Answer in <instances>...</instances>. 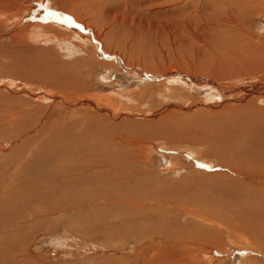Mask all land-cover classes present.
<instances>
[{"label":"rangeland","instance_id":"1","mask_svg":"<svg viewBox=\"0 0 264 264\" xmlns=\"http://www.w3.org/2000/svg\"><path fill=\"white\" fill-rule=\"evenodd\" d=\"M12 1L0 14V205L20 208L0 230V264H262L238 241L254 230L264 247V101L211 98L202 80H264V0H52L69 12ZM33 21L63 41L16 42ZM34 47L72 78L48 76ZM114 134L138 141L116 149L146 182L126 202L131 220L91 189L63 203L53 189L65 178L25 182L50 146L78 137L107 149Z\"/></svg>","mask_w":264,"mask_h":264},{"label":"bare ground","instance_id":"2","mask_svg":"<svg viewBox=\"0 0 264 264\" xmlns=\"http://www.w3.org/2000/svg\"><path fill=\"white\" fill-rule=\"evenodd\" d=\"M77 0H75L76 2ZM12 0H0V14H2L3 12L1 11V9H5L7 11L10 12V6L12 4ZM56 2V1H55ZM59 3V2H58ZM58 3H53L52 0H46V5L47 6H54L57 11L59 10H65L68 11L69 10L66 8L65 4H58ZM68 4V3H67ZM73 4V3H72ZM75 4V3H74ZM14 5V3H13ZM77 5V4H76ZM69 6V5H68ZM13 7V6H12ZM72 7V6H71ZM14 8V7H13ZM74 8V7H73ZM70 9V8H69ZM75 9V8H74ZM25 12L27 10L23 9ZM23 11V12H24ZM6 13V12H5ZM13 13V12H12ZM74 13V12H73ZM18 14V13H17ZM5 15V14H4ZM20 15V14H19ZM13 16V15H12ZM21 16V15H20ZM15 18L18 17L14 16ZM13 18V19H15ZM12 18H9V20H13ZM17 22V21H16ZM11 23V22H10ZM9 23V25H10ZM43 23V22H42ZM61 23V22H60ZM62 24V23H61ZM58 25V24H57ZM56 25V26H57ZM55 26V27H56ZM51 28V27H50ZM64 28V27H62ZM69 28V27H68ZM67 28V29H68ZM23 32V34L18 35L16 37V42L18 43H23V44H28L32 45V44H38L42 41H56L58 43H61V41H63L62 39H58L55 36V31L54 33H51L52 30L47 31L46 27L44 25H37L34 21L33 22H29L26 25H24L23 28H21ZM52 29V28H51ZM72 29V28H71ZM42 30V33L40 32ZM76 30V29H75ZM63 31V29H62ZM41 34H40V33ZM20 34V33H19ZM52 34V35H51ZM71 34V33H70ZM75 35V34H74ZM97 35V34H96ZM58 36V35H57ZM60 36H62L60 34ZM64 36V35H63ZM62 36V37H63ZM67 36V35H66ZM88 36V35H87ZM83 37V36H82ZM69 38V37H68ZM81 38V37H80ZM101 38V37H100ZM88 39V38H87ZM73 40V39H71ZM80 40V39H79ZM86 40V39H85ZM84 40V41H85ZM60 41V42H59ZM75 42V40H73ZM89 41V40H88ZM66 42V41H65ZM104 42V41H103ZM70 43V42H69ZM82 43V42H81ZM73 44V43H72ZM71 44V45H72ZM75 44V43H74ZM88 44V43H87ZM93 44V43H91ZM106 44V42H105ZM70 45V44H69ZM86 45V44H85ZM83 45V46H85ZM94 45V44H93ZM78 46H80L78 44ZM92 46V45H91ZM95 46V45H94ZM108 46V45H107ZM109 47V46H108ZM66 48V46H65ZM81 48V47H80ZM93 49V48H92ZM103 49H105L103 47ZM31 51H38V59L42 60L41 62H39L41 67H45V71L48 73H46L48 76H52L53 74V70L52 68L55 67L56 65H58L57 63L58 60H56V58H53L52 61L50 59V55L48 56L42 49H40L39 47H34L32 49H30ZM71 50V49H70ZM111 50V49H109ZM83 51V50H82ZM112 51V50H111ZM117 51V50H116ZM118 52V51H117ZM121 53V52H120ZM90 54V53H89ZM95 57H98L96 54L94 55ZM125 56V55H123ZM5 57V56H4ZM44 57V58H43ZM43 58V59H42ZM119 58V57H118ZM117 61H122L121 58L118 59ZM28 60V59H27ZM128 60V59H127ZM50 61V62H49ZM95 61L98 64H102V61H100L99 59ZM62 62V61H61ZM106 62V61H105ZM112 62V61H111ZM110 62V63H111ZM32 63V62H30ZM46 63V64H45ZM51 64L48 66V64ZM113 63V62H112ZM122 63V62H121ZM131 63V62H130ZM36 64V62H35ZM87 64V63H86ZM19 65V64H18ZM21 65V64H20ZM60 65V64H59ZM81 65V64H80ZM105 65V64H104ZM107 65V64H106ZM115 65V64H114ZM31 66V65H30ZM103 66V65H102ZM109 66V65H108ZM39 67V66H38ZM111 67V66H110ZM58 68V69H57ZM65 68V67H64ZM49 72H48V70ZM63 67L62 66H58L56 68H54V70H56V75L59 79L60 78H64V79H71V73L69 72V70H62ZM66 69V68H65ZM69 69V68H67ZM81 69V68H80ZM150 69V68H148ZM28 72V71H27ZM44 72V71H43ZM139 76L142 77L143 76V70L141 68V66H138V71ZM168 74V73H167ZM46 75V76H47ZM70 75V76H69ZM45 76V75H44ZM166 76V74H165ZM169 76V75H168ZM181 76V75H180ZM56 77V78H57ZM152 79L155 78H159V77H153L151 76ZM151 77H147L144 78L146 79V82H149L148 79ZM161 77V76H160ZM170 77V76H169ZM167 78V77H166ZM169 79V78H168ZM166 79V81L164 82H172L175 80L177 81L176 78H174L173 80H168ZM179 79V78H178ZM185 79H187L185 77ZM184 80V78H183ZM70 81V80H69ZM151 81V80H150ZM186 81V80H185ZM205 81V82H204ZM163 84H166L164 83ZM183 82V81H182ZM71 83V82H70ZM185 82H183L184 84ZM202 83L204 84V86H209V90L211 92V98H221L222 97V93L223 91L227 92L228 95L233 96L235 93L238 94L240 93L242 98H255V99H259L261 101H264V80L262 79H258L256 81H253L252 83L249 84H245V85H240V84H236V85H230L227 84V86H217V84H215L214 81H212L211 79L207 80V79H203ZM207 83V84H206ZM66 84V83H65ZM219 85V84H218ZM215 86V87H213ZM213 90V91H211ZM255 93H250V91ZM249 91V92H248ZM253 95V96H252ZM209 100V99H208ZM86 116V115H85ZM88 116V115H87ZM168 116V115H166ZM85 118V117H84ZM83 118V119H84ZM87 118V117H86ZM85 118V119H86ZM174 118V117H173ZM253 118V117H251ZM81 120V119H80ZM254 120V119H253ZM263 120V117H262ZM92 121V120H91ZM72 122V121H71ZM80 123V122H79ZM83 123V122H81ZM90 123V122H89ZM256 123V122H255ZM68 124V123H67ZM77 124V123H76ZM88 124V123H87ZM70 125V124H69ZM92 125V124H91ZM94 125V124H93ZM92 125V126H93ZM64 126V125H63ZM90 125L88 124V128ZM60 127V126H59ZM77 127V126H76ZM94 127V126H93ZM72 128V127H71ZM78 128V127H77ZM80 128V127H79ZM92 128V127H91ZM62 129V128H61ZM74 129V128H73ZM96 129V128H95ZM76 130V129H75ZM91 130V129H90ZM78 131V130H77ZM97 131V130H96ZM76 132V131H75ZM57 133V132H56ZM79 133V132H78ZM75 134V133H74ZM88 134V133H86ZM71 135V134H70ZM128 138H122L120 135L118 134H114L111 139L110 142L108 140L107 143V149L105 147H101L98 144H88V145H84L83 143L81 144V139H79L78 137L73 138V139H67L66 142H60L59 144H56L55 146H50L49 147V153H46L44 155H37L36 157H40V158H36L33 159V161L31 162V164H29L28 166L26 165V169L28 168V173L29 175H27L25 177V182H29L33 184H39V183H43V184H47L48 182H55L53 179H56L58 176V178H65L63 180V182H58L60 184H56L53 189V191L55 192V194L57 196H59V198L61 199V201L67 205H70V203L72 201L75 202H79L77 200H82L85 196L82 195L81 191H87L88 189L97 191L96 194H94L96 196L97 199H102V200H115L116 204H120V207L123 205V208L121 209V211L119 210L120 207H114L110 208L108 210L114 211L116 213H114V215L112 217L114 218H118V216L121 215V217H126L127 215L131 214H137V211H128V209L126 208V202L129 203L130 200L129 199H135V195L137 192L141 193V191H143V189L139 190L140 188L146 187L145 186V181H142V179L144 178H140V179H135L132 176L136 175V174H132L128 175L130 173L128 172H132L131 170L133 169H127L126 164L124 163L123 159L121 157V154L116 152L117 149V145H124V146H131V145H136L138 144L135 141H128ZM63 140V139H61ZM102 142V141H101ZM66 144V145H65ZM50 145V144H49ZM123 147L122 148H126ZM97 149L99 151L100 154H89L88 152L93 150V149ZM114 148V152L116 153H110L108 152L109 149ZM78 150H82L83 154H80L78 152ZM84 152H86L87 154L84 155ZM193 152V151H192ZM78 153V154H76ZM109 153V154H108ZM125 154V153H124ZM79 156V158L81 159L80 161H78V163L80 162L79 166L74 165L73 163L75 162V159H77ZM126 156V155H125ZM127 157V156H126ZM125 160V159H124ZM128 162V161H127ZM47 168L48 169V173L45 171ZM134 168V167H133ZM1 172V171H0ZM6 172V171H4ZM3 172V173H4ZM8 172V171H7ZM142 172V171H141ZM134 173H136V171L134 170ZM141 174V173H138ZM1 175V174H0ZM6 175V174H5ZM31 175V177H30ZM250 176H252V174H249ZM3 176V175H2ZM137 176V175H136ZM132 177V178H131ZM13 178V177H12ZM68 178H71L68 180ZM73 178V180H72ZM138 178V177H137ZM3 179V178H2ZM6 179V178H5ZM4 179V180H5ZM7 180V179H6ZM46 182V183H45ZM57 182V181H56ZM9 183V182H8ZM3 184V183H2ZM14 184V183H12ZM150 184V182H149ZM24 185V184H23ZM35 185V186H36ZM39 186V185H37ZM13 187V186H10ZM18 187V186H17ZM47 187V185H46ZM52 187V186H51ZM50 187V188H51ZM27 188V186H26ZM25 188V190H26ZM48 189L49 191L51 189ZM68 188V189H67ZM11 189V188H10ZM67 189V190H66ZM262 189V188H261ZM66 190V191H65ZM68 190H71L72 192H74L72 194L71 200L67 199V193ZM77 190V193H75V191ZM28 191V190H27ZM30 191V190H29ZM47 192V191H46ZM262 192H264V188L262 189ZM38 193V192H37ZM71 193V192H70ZM1 194V193H0ZM12 194V193H11ZM23 194V193H22ZM264 194V193H263ZM262 194V196H263ZM41 195V194H40ZM45 195V194H44ZM12 196V195H11ZM20 196V195H19ZM30 196V195H29ZM28 196V198H29ZM10 197V196H9ZM45 199V196H43ZM134 197V198H133ZM264 197V196H263ZM36 198V197H35ZM48 198V197H47ZM41 199V198H39ZM3 200V198L1 199ZM38 199H35V201ZM43 200V199H42ZM8 200H6L5 203H1L2 205H0V230H6L8 228V226H11V222L13 221V217L15 214V212L18 211V209L14 204L8 203ZM14 201V200H13ZM23 201V200H22ZM30 201V200H29ZM44 201V200H43ZM47 201V199H46ZM70 201V202H69ZM19 203V202H18ZM42 203V202H41ZM134 203V202H131ZM56 204V203H55ZM50 205V204H48ZM58 205V204H57ZM65 205V206H67ZM112 205V204H111ZM262 205V204H261ZM15 206V207H14ZM264 206V205H262ZM111 207V206H110ZM62 208V207H61ZM119 208V209H118ZM60 209V208H58ZM113 209V210H112ZM24 210V209H23ZM63 210V209H61ZM262 210V209H261ZM260 210V211H261ZM60 211V210H59ZM105 211V210H104ZM219 211V210H218ZM98 212V211H97ZM106 212V211H105ZM105 212L103 213V215L105 214ZM110 212V211H109ZM139 212V211H138ZM262 212V211H261ZM26 213V212H25ZM113 213V212H111ZM246 213V212H245ZM109 214V213H108ZM124 216H123V215ZM264 214V212H263ZM255 216V215H254ZM93 217L96 218H100L103 217L101 215H97V214H93ZM13 218V219H12ZM127 218V217H126ZM16 219V217H15ZM125 219V218H124ZM131 220V218H127V220ZM133 223V221H132ZM121 224V223H119ZM119 224H117V228H119ZM97 227V226H96ZM116 227V226H115ZM124 227V226H123ZM125 229L129 228V226L127 227L125 225ZM135 228V227H134ZM114 227L111 229L113 230ZM121 229V228H119ZM123 229V228H122ZM132 230H135L132 228ZM118 231V230H117ZM116 232V230L114 231ZM125 232V231H124ZM131 232V231H129ZM123 233V232H121ZM128 232H126L127 235ZM125 234V233H124ZM246 238H241V240H239L238 242L241 243L240 245L245 244L246 247H251L253 249H256L257 251H262L264 252V247L261 246H257L254 247L256 245L253 236L254 235H261V234H257L256 231L254 230H250L247 231L245 234ZM263 237V236H262ZM6 261V260H5ZM262 263V262H261ZM264 264V261L263 263Z\"/></svg>","mask_w":264,"mask_h":264}]
</instances>
